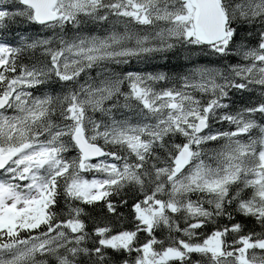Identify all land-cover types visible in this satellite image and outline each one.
<instances>
[{
    "label": "snow or ice",
    "instance_id": "obj_1",
    "mask_svg": "<svg viewBox=\"0 0 264 264\" xmlns=\"http://www.w3.org/2000/svg\"><path fill=\"white\" fill-rule=\"evenodd\" d=\"M0 264H264V0H0Z\"/></svg>",
    "mask_w": 264,
    "mask_h": 264
},
{
    "label": "trees",
    "instance_id": "obj_2",
    "mask_svg": "<svg viewBox=\"0 0 264 264\" xmlns=\"http://www.w3.org/2000/svg\"><path fill=\"white\" fill-rule=\"evenodd\" d=\"M203 62H204V61H201V63H203ZM147 70H152V69H151V67H149ZM165 70H167V69H165Z\"/></svg>",
    "mask_w": 264,
    "mask_h": 264
}]
</instances>
